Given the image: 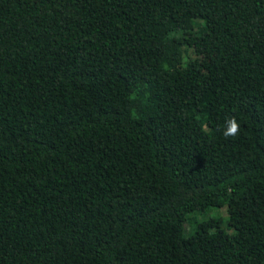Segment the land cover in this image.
I'll return each instance as SVG.
<instances>
[{"label":"trees","instance_id":"1","mask_svg":"<svg viewBox=\"0 0 264 264\" xmlns=\"http://www.w3.org/2000/svg\"><path fill=\"white\" fill-rule=\"evenodd\" d=\"M0 264H264V0H0Z\"/></svg>","mask_w":264,"mask_h":264},{"label":"clouds","instance_id":"2","mask_svg":"<svg viewBox=\"0 0 264 264\" xmlns=\"http://www.w3.org/2000/svg\"><path fill=\"white\" fill-rule=\"evenodd\" d=\"M227 128L224 132L225 137H234L239 134L240 124L235 117H230L227 121Z\"/></svg>","mask_w":264,"mask_h":264}]
</instances>
